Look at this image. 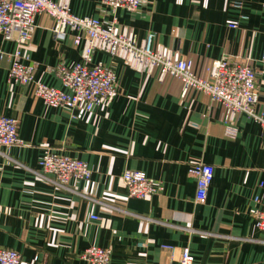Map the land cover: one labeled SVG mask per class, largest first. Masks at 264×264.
I'll use <instances>...</instances> for the list:
<instances>
[{"label":"crops","instance_id":"obj_1","mask_svg":"<svg viewBox=\"0 0 264 264\" xmlns=\"http://www.w3.org/2000/svg\"><path fill=\"white\" fill-rule=\"evenodd\" d=\"M143 0L134 12H111L101 0H70V10L133 30L191 59L197 75L223 57L246 61L257 73V104L264 113V0ZM245 15L246 19H240ZM238 20L237 28L226 21ZM23 52L34 62V79L63 88L60 63L79 60L80 46L54 37L53 20L35 16ZM15 43L0 49L11 52ZM114 71L119 93L91 111L48 107L32 84L8 80L9 60L0 59V115L18 120L24 145L0 146V247L18 251L25 264H86L79 255L96 245L109 248L110 264H179L188 247L195 264H264V233L255 226V196L264 195V133L243 113L224 122V108L194 89L183 92L158 70L138 72L120 59L95 51L92 63ZM49 149L87 163V180L66 189L50 182L38 161ZM192 161L213 165L206 201L195 203ZM143 171L163 185L160 193L128 197L121 175ZM96 215L97 219H91ZM170 247V248H166Z\"/></svg>","mask_w":264,"mask_h":264},{"label":"built area","instance_id":"obj_2","mask_svg":"<svg viewBox=\"0 0 264 264\" xmlns=\"http://www.w3.org/2000/svg\"><path fill=\"white\" fill-rule=\"evenodd\" d=\"M143 0H101L111 12L125 9L134 12ZM181 1V0H177ZM207 0H204V5ZM240 10L239 0H224L223 8ZM45 13L53 20L54 37L62 40L67 30L73 32L74 46H80V57L73 65L60 63L55 72L62 89L34 79L36 64L28 61L23 48L29 45L35 31V16ZM240 15V19H246ZM238 20L229 19L226 25L237 28ZM0 35L4 41L15 43L11 52L0 49V59L9 60L8 80L23 85L32 84V94L46 106L66 110L91 111L94 106L108 102L119 93L117 78L105 63H92L95 51H103L120 59L128 67L144 73L158 70L159 79L170 76L178 79L183 92L194 89L210 97L224 108V122L232 123L236 114L243 113L254 120L264 133V113L257 104V73L246 61L225 57L212 60L204 75H197L191 59L176 50L154 42L153 33L137 41L132 29L118 28L115 17L108 22L90 16H78L70 10V0H0ZM24 145L18 134V120L0 115V146ZM43 173L50 174L54 185L67 188L70 180H87L91 170L83 160L46 149L38 161ZM189 174L195 180V203L206 201L214 167L202 161L190 163ZM128 197L147 198L160 193L163 185L151 180L143 171L128 170L121 175ZM258 208L254 211L255 226L264 233V195L254 197ZM91 219H97L91 215ZM170 248V247H166ZM109 248L92 245L79 257L86 264H110ZM0 264H25L18 251L0 247ZM171 264V263H169ZM179 264H195L188 247H183Z\"/></svg>","mask_w":264,"mask_h":264}]
</instances>
